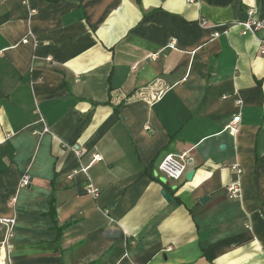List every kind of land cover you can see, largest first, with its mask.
Segmentation results:
<instances>
[{
	"label": "crops",
	"instance_id": "1",
	"mask_svg": "<svg viewBox=\"0 0 264 264\" xmlns=\"http://www.w3.org/2000/svg\"><path fill=\"white\" fill-rule=\"evenodd\" d=\"M249 11L264 0H0V264H264Z\"/></svg>",
	"mask_w": 264,
	"mask_h": 264
},
{
	"label": "built area",
	"instance_id": "2",
	"mask_svg": "<svg viewBox=\"0 0 264 264\" xmlns=\"http://www.w3.org/2000/svg\"><path fill=\"white\" fill-rule=\"evenodd\" d=\"M188 2H194L195 0H187ZM252 11H249V17L244 21L235 22L233 25L239 28V32L241 35H249L254 34L258 36V46H257V53L264 57V21L254 18L251 16ZM202 26H208L207 21L201 20L200 21ZM237 122V118L233 120V123L227 125V128L230 131L235 132L237 127L235 126ZM98 155H95L93 158H98ZM187 168V152H182L180 154H166L160 160L158 164V170L164 174L170 180H179L186 172ZM235 169V167H233ZM239 173L240 170L236 169L237 177L232 182H230L227 187V195L228 198H236L240 192V182H239ZM28 184L27 176H22L20 178V186H26ZM91 193H97L96 189H91ZM0 222H10L12 224L13 220H6L1 219ZM4 264H9L8 258H4Z\"/></svg>",
	"mask_w": 264,
	"mask_h": 264
},
{
	"label": "water",
	"instance_id": "3",
	"mask_svg": "<svg viewBox=\"0 0 264 264\" xmlns=\"http://www.w3.org/2000/svg\"><path fill=\"white\" fill-rule=\"evenodd\" d=\"M193 173H194L193 171L187 172L185 177L190 180ZM163 195L165 196L166 199H169V197L167 196V194L165 192H163Z\"/></svg>",
	"mask_w": 264,
	"mask_h": 264
}]
</instances>
